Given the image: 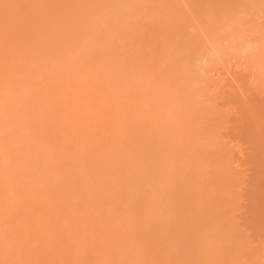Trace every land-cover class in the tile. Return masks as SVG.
<instances>
[{"label":"rangeland","instance_id":"1","mask_svg":"<svg viewBox=\"0 0 264 264\" xmlns=\"http://www.w3.org/2000/svg\"><path fill=\"white\" fill-rule=\"evenodd\" d=\"M126 1L0 0V264H264V0Z\"/></svg>","mask_w":264,"mask_h":264},{"label":"bare ground","instance_id":"2","mask_svg":"<svg viewBox=\"0 0 264 264\" xmlns=\"http://www.w3.org/2000/svg\"><path fill=\"white\" fill-rule=\"evenodd\" d=\"M123 1H124V2H127L126 0H123ZM124 2H122V3L119 2V3H121L122 5L118 3L117 7L120 6V5H121V7H120V9H119V8H116L115 10H117V11L119 10V11H120L121 8H122V6H123V3H124ZM127 3H128V2H127ZM127 3H126V4H127ZM126 4L124 3V6H125ZM124 6H123V7H124ZM111 8H112V7H111ZM122 10H124V9H122ZM122 10H121V12H122ZM110 11H111V10H110ZM117 11H116V13L118 14L119 11H118V12H117ZM121 12H120V13H121ZM99 14H100V13H99ZM111 14H112V13H111ZM118 15H120V14H118ZM121 15H122V14H121ZM101 16H102V15H101ZM116 16H117V15H116ZM108 17H109V16H108ZM111 17H112V16H111ZM101 18H102V17H101ZM106 18H107V17H106ZM106 18H105V19H106ZM109 20H110V18H109ZM229 20H230V19H229ZM230 21H231V20H230ZM107 23H108V22H107ZM229 23H230V22H228V24H229ZM111 24H114V23L111 22ZM231 24H232V23H231ZM97 25H98V24H97ZM231 26H232V25H231ZM107 27H109V26H107ZM95 28H96V27H95ZM85 32H86V31H85ZM78 39H79V37H78ZM76 40H77V39H76ZM76 40H75V41H76ZM75 41H73V42H75ZM79 41H80V39H79ZM77 44H80V42H79V43L77 42ZM77 44H75V45H77ZM74 47H76V46H74ZM78 47H79V46H78ZM78 47L75 48L76 51L78 50ZM78 54H79V53H78ZM75 58H77V57H75ZM75 58L72 60V62L74 61L73 64H72L73 66L75 65L74 67H76V66H77L76 64H78L77 62H79V60H77V59H75ZM76 60H77V62H76ZM72 62H71V63H72ZM77 67H78V66H77ZM80 69H81V68H80ZM80 69H79V70H80ZM77 70H78V69H77ZM77 73H79V72H77ZM8 76H10V75H8ZM105 76H106V75H105ZM103 78H104V77H103ZM118 78H119V77H118ZM5 79H6V78H5ZM5 79H4L3 81H5ZM15 80H16V79H15ZM122 80H123V79H122ZM1 82H2V81H1ZM8 82L10 83L11 81H8ZM14 82H15V81H14ZM88 82H89V81H87V83L85 82V85L87 84L86 86H88V90H89V88L91 87V84H92V87H94L95 85L93 84V82H91V84H90V83L88 84ZM100 82H101V81H100ZM120 82H121V81H120ZM2 83H3V82H2ZM83 84H84V81H83ZM97 84H98V83H97ZM136 84H137V83H136ZM183 85H184V84H183ZM7 86H9V84H8ZM86 86H85V87H86ZM181 87H182V86H181ZM83 88H84V87H83ZM86 89H87V87H86L85 89H83V90H86ZM90 89H91V88H90ZM179 89H180V88H179ZM172 90H173V89H172ZM84 92H85V91H84ZM86 92H87V90H86ZM165 93H166V92H165ZM147 94H148V93H147ZM118 95H119V94H118ZM84 96H85V95H84ZM88 96H89V95H88ZM78 97H79V96H78ZM78 99H79V98H78ZM80 99H81V98H80ZM149 102H150V101H149ZM80 103H81V102H80ZM73 105H74V104H73ZM158 105H159V104H158ZM157 117H158V116H157ZM151 126H152V125H151ZM156 127H157V126H156ZM155 130H156V129H155ZM158 130H159V129H158ZM165 148H166V147H165ZM168 153H169V152H168ZM170 153H171V152H170ZM161 172H162V171H161ZM181 175H182V174H181ZM162 177H163V176H162ZM169 178H170V177H169ZM162 180H163V179H162ZM170 182H171V180H170ZM154 183H155V182H154ZM171 183H172V182H171ZM168 186H169V185H168ZM156 189H157V188H156ZM169 194H170V193H169ZM173 195H174V194H173ZM173 197H174V196H173ZM154 199H156V198H154ZM174 199H175V198H174ZM172 202H173V201H172ZM158 203H159V202H158ZM155 204H157V203L155 202ZM156 208H157V207H156ZM157 209H158V208H157ZM157 209H155V210H157ZM161 211H162V210H161ZM152 214H153V213H152ZM162 218H163V217H162ZM119 250H120V249H119ZM116 251H117V250H116ZM116 251H115V252H116ZM111 252H112V251H111ZM116 253H117V252H116ZM117 254H118V253H117ZM110 256H111V255H110Z\"/></svg>","mask_w":264,"mask_h":264}]
</instances>
